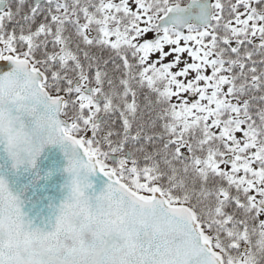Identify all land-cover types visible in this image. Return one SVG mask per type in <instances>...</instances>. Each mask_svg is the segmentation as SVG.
<instances>
[{"label": "snow or ice", "instance_id": "obj_1", "mask_svg": "<svg viewBox=\"0 0 264 264\" xmlns=\"http://www.w3.org/2000/svg\"><path fill=\"white\" fill-rule=\"evenodd\" d=\"M49 145L39 223L0 171V264H264V0H0V151Z\"/></svg>", "mask_w": 264, "mask_h": 264}, {"label": "water", "instance_id": "obj_2", "mask_svg": "<svg viewBox=\"0 0 264 264\" xmlns=\"http://www.w3.org/2000/svg\"><path fill=\"white\" fill-rule=\"evenodd\" d=\"M0 164H4V168L0 169L7 174L14 190L21 191L26 201L25 210L29 215L36 218V222H40V218L49 214L51 209L49 204L53 201L59 202L64 195L62 185L65 181L66 174L61 170L66 164L63 153L59 146L49 145L45 148L44 153L39 159L38 169L31 171H21L19 174L12 173L10 169V161H7L5 154L0 151ZM51 172V176L48 173ZM37 173L39 179H37ZM97 189L103 186V180L94 177ZM27 185V191H24Z\"/></svg>", "mask_w": 264, "mask_h": 264}, {"label": "flooded vegetation", "instance_id": "obj_3", "mask_svg": "<svg viewBox=\"0 0 264 264\" xmlns=\"http://www.w3.org/2000/svg\"><path fill=\"white\" fill-rule=\"evenodd\" d=\"M185 3H187V0H184Z\"/></svg>", "mask_w": 264, "mask_h": 264}]
</instances>
